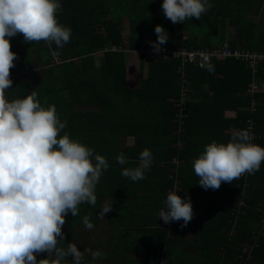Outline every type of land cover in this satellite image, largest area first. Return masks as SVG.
Masks as SVG:
<instances>
[{
    "label": "trees",
    "instance_id": "obj_1",
    "mask_svg": "<svg viewBox=\"0 0 264 264\" xmlns=\"http://www.w3.org/2000/svg\"><path fill=\"white\" fill-rule=\"evenodd\" d=\"M160 4L161 0H60L56 16L71 29L69 41L57 49L43 40L24 41L20 33L10 37V49L16 56L9 71L25 63L29 72L11 79L6 96H23L34 88L41 103L54 104L65 122L61 134L67 132L106 157L109 167L96 184V204H79L77 215L67 213L61 226L65 241L75 242L81 250L88 248L81 217L89 215L94 248L102 253L95 264L103 260L119 264L117 252L123 244L127 252L144 253L145 260L133 264H264V160L259 170L222 181L216 189L199 185L192 169L193 159L206 143L227 142L232 134L227 129L244 127L251 115L252 97L247 92L254 78L251 69L245 61L229 57L214 62L209 72L190 63L181 67L171 56L145 52L151 48L148 41L156 39L153 29L158 23L168 33L161 47L198 49L227 44L232 49L262 51L264 0H211L200 18L176 23L164 16ZM248 14L262 21L252 22ZM229 25L235 32L228 36ZM141 42L140 86L130 88L125 50H137ZM97 51L103 52L100 62ZM54 52L61 56L60 63H53ZM35 63L43 67L39 77L30 70ZM256 79L264 81V60L257 65ZM254 97L260 134L254 143L264 146V92L257 91ZM233 109V115L227 113ZM126 137L132 142L122 146ZM143 148L152 153L144 177L132 181L122 176L121 167L135 165ZM118 153L128 158L127 165L115 161ZM169 191H178L191 201L193 216L184 227L179 220L164 223L157 215ZM218 199L227 202L222 205ZM105 201L112 207L103 217L97 212ZM138 204L156 211L145 214L148 222L159 227L145 229L143 240L131 238L130 246L125 240L131 233L125 218L139 214ZM103 221L116 233L101 245L97 227ZM44 252L37 254L45 257ZM164 257L167 260L161 261Z\"/></svg>",
    "mask_w": 264,
    "mask_h": 264
},
{
    "label": "clouds",
    "instance_id": "obj_2",
    "mask_svg": "<svg viewBox=\"0 0 264 264\" xmlns=\"http://www.w3.org/2000/svg\"><path fill=\"white\" fill-rule=\"evenodd\" d=\"M210 6L211 0H161L160 4L172 23L200 18ZM59 7L60 0H0V264H95L102 255L65 241L61 226L67 213L77 215L79 204H96V184L109 167L106 157L67 132L61 134L65 122L54 104L41 103L34 88L23 96H6L16 56L9 38L20 33L24 41L43 40L58 49L71 35V29L57 20ZM153 30L156 39L148 43L152 52L160 53L168 33L159 23ZM203 66L213 71L211 63ZM262 160L264 146L252 142L249 131L241 128L227 142L206 143L192 169L199 185L216 189L222 181L259 170ZM115 161L128 164L123 153ZM151 161V151L143 148L137 163L121 167L120 174L132 181L142 179ZM111 207L104 204L97 214L104 215ZM157 215L164 223L179 220L184 227L193 216L191 201L169 191ZM81 221L84 227H93L89 215ZM42 251L47 256L37 259ZM85 254L90 259L85 261Z\"/></svg>",
    "mask_w": 264,
    "mask_h": 264
},
{
    "label": "built area",
    "instance_id": "obj_3",
    "mask_svg": "<svg viewBox=\"0 0 264 264\" xmlns=\"http://www.w3.org/2000/svg\"><path fill=\"white\" fill-rule=\"evenodd\" d=\"M148 53H153L154 55L162 54L163 56H171L178 59L181 63V67L186 63L195 64L200 68H203L205 64L211 63L213 64L216 61H223L228 59L229 57H235L245 61L248 67L251 69V72L254 75L253 80L250 82L249 87L247 89L248 94L252 96L250 101V114L244 122V127L250 133V139L252 142L255 141L260 134L256 131V113L258 111V100L254 97L255 93L261 90V85L259 81L256 79V70L257 65L260 61L264 60V50H248V49H232L227 44H223L218 47L211 48H198V49H189L184 46L176 47V48H167L161 47L160 53H155L151 51V48H147ZM61 56L54 52L53 53V63H60ZM27 67V66H26ZM27 69H15L13 71H9L10 78H14L19 76L22 72H26ZM176 188V187H175ZM264 216V215H263ZM264 223V218H263ZM159 259V257H157ZM156 259V260H157ZM161 261L167 260L165 257L160 258ZM159 260V261H160Z\"/></svg>",
    "mask_w": 264,
    "mask_h": 264
},
{
    "label": "crops",
    "instance_id": "obj_4",
    "mask_svg": "<svg viewBox=\"0 0 264 264\" xmlns=\"http://www.w3.org/2000/svg\"><path fill=\"white\" fill-rule=\"evenodd\" d=\"M139 71H140V69H139ZM140 75H141V72H140ZM261 91L264 92V81H262V80H261ZM258 111H259V109H258ZM231 112H232V115H233V113H235V110L233 109V110H228L227 111V113H230V114H231ZM235 130H239V129L238 128H236V129H227L226 131L229 132V133H232ZM124 144H126V142L121 143L122 146H124ZM127 144H130V143H127ZM220 196L221 195H219V197ZM106 200L109 201V198H107ZM217 201H218V203H220L222 205L226 204V202H227L225 199H223V200L218 199ZM105 204H107L106 201H105ZM134 206H136V205H134ZM114 207L116 208L117 206H114ZM131 207L132 206H130L129 208H131ZM136 210L137 211L140 210L138 215L130 216L128 218H125L126 222L129 224V227H130L129 230L131 231V233L129 234V237L125 238V240H127V242L129 243L130 246H132V244L134 243V241L131 240V238L134 239V240H136V238H142V240H143L146 237L145 234L143 233L145 231V229L159 227V224H154V223L148 222L149 220H147V217H146V214H145L148 211L156 212L155 210H152V208H150V210L147 211L146 205H143V204H138L136 206ZM130 211H133V210L131 209ZM106 213H104V215H101V216L105 217ZM159 219H161V218H159ZM147 223H149V224L151 223V224H154V225H148ZM82 228L84 229L85 232H87V235L85 237H83V238L86 239L85 243H87L91 247H94L95 244H96L95 237H94V234H93L95 232L94 229L91 230V228L89 229V228H86V227H82ZM97 232H99V235H100L99 240H100V244L101 245L104 244L107 240L108 241L111 240L114 237L115 233H116V232H114V230L113 231L111 230V225L108 224L106 221H103L100 224V226L97 227ZM77 233H78V229H77ZM190 237H191V235H190ZM138 242H139V245L140 244L144 245V243H142L140 240ZM146 243H147V241H146ZM126 245L127 244H123V245H121L118 248L117 261H118L119 264L124 260V258L125 259L127 258V259L124 261L123 264H133V262L135 260H140V262L145 260L144 253H142V251H134V250H132V252H127L126 249H125ZM192 254L195 255V254H197V252H192L191 255ZM100 264H109V262H104V260H103Z\"/></svg>",
    "mask_w": 264,
    "mask_h": 264
},
{
    "label": "rangeland",
    "instance_id": "obj_5",
    "mask_svg": "<svg viewBox=\"0 0 264 264\" xmlns=\"http://www.w3.org/2000/svg\"><path fill=\"white\" fill-rule=\"evenodd\" d=\"M248 19H250L252 22H261L262 20L260 19V16H256L254 14H248L247 15ZM114 21L117 22V19H114ZM124 25L123 27L127 30L128 33V29H129V23L127 21L126 18H124ZM120 23L122 24L123 22L120 21ZM235 32L234 26L229 25L227 27V35H231ZM139 48L137 50H125V60H126V81H127V85L130 88H137L140 86V64H141V56H140V52L143 49V43L141 42L139 45ZM146 54H148V50H145ZM96 58L98 59V62L102 61L103 58V52L102 51H97L95 53ZM146 58H148V56H146ZM145 61V60H144ZM35 68L30 69L31 72L35 73L36 77H39L42 74V70L43 67L39 64V63H35ZM23 69L26 70V68H29V66L26 67V64L23 63L22 65ZM144 69H145V65H144ZM29 71H26L24 73H27ZM145 72V71H144ZM198 95V94H197ZM143 98L145 99V96H143ZM147 100V99H145ZM232 114V112H231ZM132 138L128 137V138H123L121 140V143L126 142V143H131ZM88 248L95 250L94 247H91L90 245H88ZM191 253V252H190ZM189 253V254H190ZM45 256H47V252L43 253ZM37 259L41 258L42 256L40 254H37Z\"/></svg>",
    "mask_w": 264,
    "mask_h": 264
}]
</instances>
